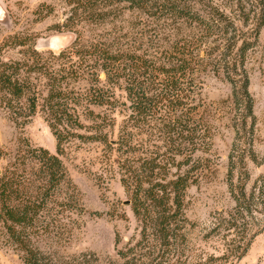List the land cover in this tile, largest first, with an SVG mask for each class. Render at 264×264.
<instances>
[{"label":"rangeland","instance_id":"obj_1","mask_svg":"<svg viewBox=\"0 0 264 264\" xmlns=\"http://www.w3.org/2000/svg\"><path fill=\"white\" fill-rule=\"evenodd\" d=\"M168 3L152 15L130 10L126 2L108 1L96 4L88 14L82 11L85 0H0V57L33 65L22 75L29 87L26 93L35 94L38 102L31 117L25 116V99L23 107L18 102L17 112L22 114L0 102V179L25 142L59 154L56 130L63 131L66 139L59 156L70 182L59 197L68 200L75 193L83 211L73 210L64 220L68 233L63 240L44 237L36 239V245L57 257L95 252L106 262L119 260L118 251L140 239L142 223L122 178L134 187L135 173L144 172L139 165L151 159L159 166L156 173L191 179L184 198L186 228L177 251L163 264H264V0ZM184 7L191 9V16L179 15ZM210 12L223 13L227 25L234 24L237 37L245 42L235 46L230 38L234 31L223 33L224 24L212 28ZM198 16L207 19L206 25L198 22ZM242 45L247 48L244 68L250 79L252 113L247 99L234 101L233 85L240 91L243 76L227 63L234 61ZM105 49L120 51L118 76L130 73L150 97L159 94L152 84L155 65L172 58L184 60L186 112L194 117L199 135L206 133L204 137L184 145L182 127L161 122L169 120L168 111L173 113L177 102L165 107L161 96L154 99L160 113L145 128H135L124 79L103 87L99 64ZM34 52L38 54L32 57ZM69 61L79 63L82 72L59 105L79 123L59 124L46 102L54 83L48 77L69 66ZM98 88L102 93L96 92ZM236 197L246 211L238 217L241 232L248 235L243 245L250 242L242 255L225 260L222 225L238 211ZM8 239L0 220V264H25Z\"/></svg>","mask_w":264,"mask_h":264},{"label":"trees","instance_id":"obj_2","mask_svg":"<svg viewBox=\"0 0 264 264\" xmlns=\"http://www.w3.org/2000/svg\"><path fill=\"white\" fill-rule=\"evenodd\" d=\"M108 1L126 2L129 4L130 10L149 12L152 15L164 9L170 2V0H85L86 7L82 11L90 14L96 4L101 2L107 4ZM182 9L183 12L179 13L180 16H191V9L185 7ZM74 10L77 12L79 8ZM210 17L211 19L208 21L213 24L212 28L224 24L225 29L223 30L225 32L223 33L226 34L230 29H233L234 33H231L230 38L234 40L235 46L236 43L242 41L240 36L237 37L235 25L230 22V25H227L228 19L224 17L223 13L210 12ZM196 19L200 24L206 25L207 19L203 20L200 16ZM20 42L23 45L27 44L23 40ZM2 48L0 46V51ZM246 50V47L240 46L236 51L234 61H227V63L234 65L236 69L239 68L243 76L240 91L237 85H233L234 101L237 103L247 99L248 111L252 113L253 103L249 92L250 79L244 68ZM37 54L38 52H34L32 57ZM101 56L99 67L104 76L103 87L108 86L111 82H119L121 78L127 83L126 91L133 102L132 121L135 122V128H145V124L154 120L157 113H160L161 110L155 109L156 102L154 99L161 96V102L165 103V107H168L173 101L177 102L173 113L170 112V109L168 111L169 118L166 119L169 120L166 121L162 118L161 122L165 121L181 126L184 145L187 146L189 142L194 144V139L201 140L204 137L206 133L202 136L199 135V129L193 121L194 117L190 119L191 114L186 112L185 100L188 95L183 88L187 79V73L183 70L184 60L172 58L167 62L155 65L157 77L154 78L152 84L155 86L153 87L154 92L159 94L156 97H150L146 95L144 84L130 73L127 76H118L121 71L119 50L105 49ZM69 62V66L61 68L48 77L49 81L55 84H52L46 102L52 110L53 118H57L59 124H62L64 120L79 123V120L74 118L68 109H62L59 105L61 104L60 100L65 99L66 93H68L69 84L78 80L82 72L79 63ZM39 65L40 63L37 61L36 66ZM32 66L27 60H5L0 57V102L14 110V114L24 112H17L18 102L22 103V107L24 106L23 99H25L27 109L24 112L25 116L31 117L37 111V98H35V94L31 96V93H26L29 87L22 75L23 71ZM210 69L213 70L211 67ZM73 76L74 79H72ZM101 90L103 91L102 88H98L96 92L102 93ZM165 93H169V95L163 98ZM178 133L180 134V131ZM56 134L58 138L57 149L58 153L61 154L66 135L63 131L57 130ZM182 153L183 151L180 154ZM59 154H53L46 148L32 146L25 142L19 147L14 161L0 179V220L4 225L9 243L16 251L21 252L25 264H163L167 256L173 251H177L179 239L186 228L184 198L191 179L178 173L175 177L168 179L159 171L156 173L159 166L155 167L154 161L150 163L151 159H146L139 165V170L144 172L143 174H138L139 171L135 173L134 187L128 178H122L127 191L133 196V211L142 226L140 239L118 251L119 260L102 262L95 252H82L70 257H57L42 250L36 245V239L47 237L63 240L68 233V227L64 220L71 217L70 213L73 210L83 211V208L78 205L79 199L75 193L73 194L76 197L71 193L68 200L59 197L63 185L70 182L67 169ZM236 200L238 211L231 215V218L225 220V224L222 225L226 231L222 238L226 245V252L221 258H225V260L242 255L250 242L243 245V241L248 235L241 232L238 217L244 216L246 211L241 207V199L236 197ZM235 238H240L242 241L237 242ZM212 258L208 259L209 262Z\"/></svg>","mask_w":264,"mask_h":264},{"label":"clouds","instance_id":"obj_3","mask_svg":"<svg viewBox=\"0 0 264 264\" xmlns=\"http://www.w3.org/2000/svg\"><path fill=\"white\" fill-rule=\"evenodd\" d=\"M2 17H3V10L0 9V18H2Z\"/></svg>","mask_w":264,"mask_h":264}]
</instances>
